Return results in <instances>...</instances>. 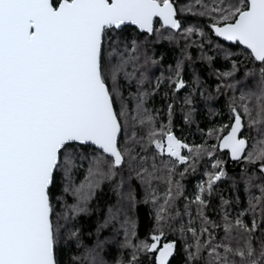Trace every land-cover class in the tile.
Returning a JSON list of instances; mask_svg holds the SVG:
<instances>
[{
	"label": "snow or ice",
	"instance_id": "6c2138e0",
	"mask_svg": "<svg viewBox=\"0 0 264 264\" xmlns=\"http://www.w3.org/2000/svg\"><path fill=\"white\" fill-rule=\"evenodd\" d=\"M0 264H264V0H0Z\"/></svg>",
	"mask_w": 264,
	"mask_h": 264
},
{
	"label": "trees",
	"instance_id": "16d2710c",
	"mask_svg": "<svg viewBox=\"0 0 264 264\" xmlns=\"http://www.w3.org/2000/svg\"><path fill=\"white\" fill-rule=\"evenodd\" d=\"M178 119H179V118H178ZM197 119L203 121V120H204L203 113L198 114V115H197ZM205 123H206V121H205ZM189 139H191V137H189ZM229 167H231V166H229Z\"/></svg>",
	"mask_w": 264,
	"mask_h": 264
}]
</instances>
